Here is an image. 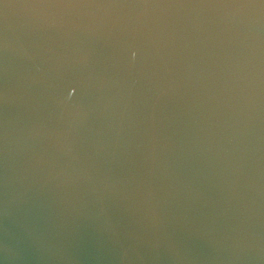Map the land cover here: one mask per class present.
I'll use <instances>...</instances> for the list:
<instances>
[{
    "label": "water",
    "instance_id": "water-1",
    "mask_svg": "<svg viewBox=\"0 0 264 264\" xmlns=\"http://www.w3.org/2000/svg\"><path fill=\"white\" fill-rule=\"evenodd\" d=\"M0 264H264V2L0 0Z\"/></svg>",
    "mask_w": 264,
    "mask_h": 264
},
{
    "label": "snow or ice",
    "instance_id": "snow-or-ice-1",
    "mask_svg": "<svg viewBox=\"0 0 264 264\" xmlns=\"http://www.w3.org/2000/svg\"><path fill=\"white\" fill-rule=\"evenodd\" d=\"M262 2H264V0H262ZM132 55H133V56L136 55L135 51L132 52ZM75 92H76V88L73 87V88H72V93H75Z\"/></svg>",
    "mask_w": 264,
    "mask_h": 264
}]
</instances>
